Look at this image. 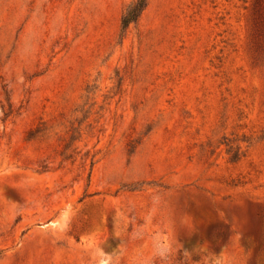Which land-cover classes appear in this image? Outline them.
<instances>
[{
  "label": "rangeland",
  "instance_id": "374dc122",
  "mask_svg": "<svg viewBox=\"0 0 264 264\" xmlns=\"http://www.w3.org/2000/svg\"><path fill=\"white\" fill-rule=\"evenodd\" d=\"M0 0V264H264V0Z\"/></svg>",
  "mask_w": 264,
  "mask_h": 264
},
{
  "label": "trees",
  "instance_id": "16d2710c",
  "mask_svg": "<svg viewBox=\"0 0 264 264\" xmlns=\"http://www.w3.org/2000/svg\"><path fill=\"white\" fill-rule=\"evenodd\" d=\"M147 3L148 0H134L129 3L121 16V28H127L131 22H135Z\"/></svg>",
  "mask_w": 264,
  "mask_h": 264
}]
</instances>
